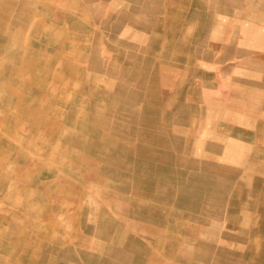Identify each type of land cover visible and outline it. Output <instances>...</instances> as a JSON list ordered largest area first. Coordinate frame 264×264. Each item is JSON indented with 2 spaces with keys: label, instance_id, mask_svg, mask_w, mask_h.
<instances>
[{
  "label": "rangeland",
  "instance_id": "1",
  "mask_svg": "<svg viewBox=\"0 0 264 264\" xmlns=\"http://www.w3.org/2000/svg\"><path fill=\"white\" fill-rule=\"evenodd\" d=\"M0 264H264V0H0Z\"/></svg>",
  "mask_w": 264,
  "mask_h": 264
},
{
  "label": "bare ground",
  "instance_id": "2",
  "mask_svg": "<svg viewBox=\"0 0 264 264\" xmlns=\"http://www.w3.org/2000/svg\"><path fill=\"white\" fill-rule=\"evenodd\" d=\"M76 86V85H75Z\"/></svg>",
  "mask_w": 264,
  "mask_h": 264
}]
</instances>
